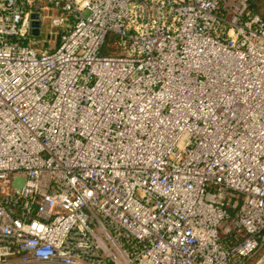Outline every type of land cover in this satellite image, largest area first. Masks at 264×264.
Listing matches in <instances>:
<instances>
[{
	"label": "built area",
	"instance_id": "1",
	"mask_svg": "<svg viewBox=\"0 0 264 264\" xmlns=\"http://www.w3.org/2000/svg\"><path fill=\"white\" fill-rule=\"evenodd\" d=\"M251 2L0 0V264H264Z\"/></svg>",
	"mask_w": 264,
	"mask_h": 264
},
{
	"label": "trees",
	"instance_id": "2",
	"mask_svg": "<svg viewBox=\"0 0 264 264\" xmlns=\"http://www.w3.org/2000/svg\"><path fill=\"white\" fill-rule=\"evenodd\" d=\"M251 9L259 16L264 17V0H252ZM115 42L116 39L112 35H109L106 38V44L102 50V54L106 55L108 53L114 52Z\"/></svg>",
	"mask_w": 264,
	"mask_h": 264
},
{
	"label": "rangeland",
	"instance_id": "3",
	"mask_svg": "<svg viewBox=\"0 0 264 264\" xmlns=\"http://www.w3.org/2000/svg\"><path fill=\"white\" fill-rule=\"evenodd\" d=\"M46 35H47V23L43 22L42 27H41V35H40L41 38L40 39L46 38ZM53 41L58 42V38H54ZM21 184H22V181L20 179H17L14 181L15 186H20Z\"/></svg>",
	"mask_w": 264,
	"mask_h": 264
},
{
	"label": "water",
	"instance_id": "4",
	"mask_svg": "<svg viewBox=\"0 0 264 264\" xmlns=\"http://www.w3.org/2000/svg\"><path fill=\"white\" fill-rule=\"evenodd\" d=\"M36 15H32V18H33V21L31 23V30H30V34L32 36H38L39 35V30H38V27H39V21L36 20Z\"/></svg>",
	"mask_w": 264,
	"mask_h": 264
}]
</instances>
